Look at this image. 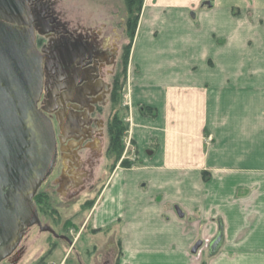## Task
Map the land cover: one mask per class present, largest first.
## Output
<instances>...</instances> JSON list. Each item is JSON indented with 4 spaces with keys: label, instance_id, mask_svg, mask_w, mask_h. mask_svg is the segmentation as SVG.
Masks as SVG:
<instances>
[{
    "label": "crops",
    "instance_id": "crops-1",
    "mask_svg": "<svg viewBox=\"0 0 264 264\" xmlns=\"http://www.w3.org/2000/svg\"><path fill=\"white\" fill-rule=\"evenodd\" d=\"M128 63L140 164L95 225L120 220L118 264H264V0H144Z\"/></svg>",
    "mask_w": 264,
    "mask_h": 264
},
{
    "label": "rangeland",
    "instance_id": "rangeland-1",
    "mask_svg": "<svg viewBox=\"0 0 264 264\" xmlns=\"http://www.w3.org/2000/svg\"><path fill=\"white\" fill-rule=\"evenodd\" d=\"M43 1L55 19L58 28L65 26L72 30L74 35H87L95 41L98 47L108 52V55L115 54L117 56L119 65L116 73L119 90L115 92V98L112 102L108 101L106 94L105 101L102 102V110L93 117L94 121L96 119V124L100 125V129L94 131L92 135L84 136V140L88 143L94 141L96 136L100 138L97 140L99 141L97 144L99 147L98 154L92 158V162H86V158H90L91 150L84 147L81 149L72 147V152L79 156H76L79 164L77 165L73 159L70 161L69 157L66 156L68 150L65 149L64 145L71 138L66 139V136L62 135L60 126L57 123L53 125L51 121L56 140V160L50 174L38 189H42L44 193L48 194L51 206L56 207L58 213H55L56 216H54L52 211H48V215H44L39 211L35 198L33 202L38 208L41 223L50 226L57 234L68 237L71 244L39 229L37 225H33L25 231L14 248V252L18 253V259L10 261L9 258H6L0 261V264H28L34 258L36 260H32V263H38L40 257L46 253V262L39 264H56L64 255L62 264H79V262L81 264H117L119 259L117 241L121 236L120 220L110 223L111 228L108 232L105 231L106 226L95 229V225L98 222L96 214L100 210V202L97 200L96 194L104 186L108 176L115 168L117 170L118 167H123V163L125 166L140 164L138 163L136 144L130 138L129 133L132 117L129 78L132 74L130 70L136 72V69L130 67L129 57L127 63H124V46L130 42L125 33L126 11L124 2L123 0ZM203 6L208 7L210 4ZM193 14L190 13L189 15L192 16ZM164 27L162 29L166 28ZM164 34L165 32H163ZM132 44L133 40H131L130 51ZM102 80L103 83H108L111 81V77L104 72ZM41 102L40 98L37 103L39 109ZM137 109L141 114L139 104ZM147 113L152 112L148 111ZM114 115L121 119L122 124L127 125V130L122 138L123 150L119 159L110 157L105 153L108 137L104 125ZM101 123L103 130H101ZM72 139L78 140L77 137L74 138L73 136ZM156 145V141L150 145L154 148V152ZM72 177L79 178V183L71 186L73 190L77 189L78 194L70 196L73 190L69 189L67 195H64L62 187L67 184L64 179H71ZM87 198L92 199V201L95 200L92 215L90 214V203L85 204Z\"/></svg>",
    "mask_w": 264,
    "mask_h": 264
},
{
    "label": "water",
    "instance_id": "water-1",
    "mask_svg": "<svg viewBox=\"0 0 264 264\" xmlns=\"http://www.w3.org/2000/svg\"><path fill=\"white\" fill-rule=\"evenodd\" d=\"M27 15L25 0H0V261L33 225L71 244L41 223L33 202L54 166L56 140L50 118L37 105L42 55ZM221 243L219 233L209 242V255Z\"/></svg>",
    "mask_w": 264,
    "mask_h": 264
},
{
    "label": "flooded vegetation",
    "instance_id": "flooded-vegetation-1",
    "mask_svg": "<svg viewBox=\"0 0 264 264\" xmlns=\"http://www.w3.org/2000/svg\"><path fill=\"white\" fill-rule=\"evenodd\" d=\"M25 1L28 15L24 18L31 23L34 29L35 46L42 55L43 86L40 96L42 100L40 110L49 118L52 117L50 120L53 125L57 123L60 126L62 135L66 136V139L71 138L64 145L65 149L68 150L66 156L69 157L70 161L73 159L78 165L76 156H79L72 152V147L78 149L84 147L91 150L90 158H86V162H92V158L98 154L99 147L97 144L99 141L97 140L100 138L96 136L94 138L96 141L92 140L88 143L84 140V136L92 135L94 131L100 129V125L96 124V119L94 121L93 117L102 110L101 106L102 102L105 101L106 94L109 102L115 98L118 83L116 71L119 59L115 54L108 55V52L98 47L89 36L74 35L72 30L65 26L58 28L43 0ZM3 14L11 16L8 13ZM104 72L111 77V81L108 83H103ZM101 125V130H103V124L101 123ZM104 126L106 132V124ZM72 136L77 137L78 140L72 139ZM82 138L83 140H81ZM63 177L66 176L63 175ZM64 182L67 184L62 187V192L67 195L69 189L73 190L72 184L79 183V178L64 179ZM39 192L44 191L38 189L37 193ZM76 194L78 191L74 189L70 196ZM100 194L101 188L96 196L99 198ZM34 198L35 196L33 201ZM94 201L87 198L85 204L90 203L92 209ZM37 204L39 211L48 215L42 209L43 202ZM53 208L58 213L57 208ZM92 212L93 210H90L91 215ZM53 215L56 216L55 213ZM95 229H99V227H95ZM16 259H18L17 253L13 252L9 260L14 261ZM79 264L81 263L79 262Z\"/></svg>",
    "mask_w": 264,
    "mask_h": 264
},
{
    "label": "trees",
    "instance_id": "trees-1",
    "mask_svg": "<svg viewBox=\"0 0 264 264\" xmlns=\"http://www.w3.org/2000/svg\"><path fill=\"white\" fill-rule=\"evenodd\" d=\"M144 0H123L125 11H126V19H125V33L127 37L130 39V42L124 46V63H127L128 57H129V51L131 47V40H133V37L135 35L140 13L142 10ZM116 90H119L118 85L116 86ZM151 111L152 113L148 114L147 112ZM140 112L142 116L147 117H155L156 116V110L144 105H140ZM127 130V125H124L121 123V119H119L116 115L112 116L108 122L106 123V132L108 137V144L106 146L105 153L109 155L110 157H113L115 159H119L121 156L123 145H122V138L123 134ZM154 152L153 147H149L148 151H146L148 156H151ZM123 163V162H122ZM122 166H125L124 163ZM129 167V166H126ZM42 198V199H41ZM36 202L40 203L43 202L42 209L47 213L53 212L56 213V210L51 206L49 196L47 193L39 192L35 194ZM110 225H107L105 227V231H110ZM117 245L119 247V254H120V239L117 241ZM50 252V251H48ZM47 254V253H46ZM118 254V258H119Z\"/></svg>",
    "mask_w": 264,
    "mask_h": 264
},
{
    "label": "bare ground",
    "instance_id": "bare-ground-1",
    "mask_svg": "<svg viewBox=\"0 0 264 264\" xmlns=\"http://www.w3.org/2000/svg\"><path fill=\"white\" fill-rule=\"evenodd\" d=\"M17 253V252H16ZM17 257H18V253H17Z\"/></svg>",
    "mask_w": 264,
    "mask_h": 264
}]
</instances>
